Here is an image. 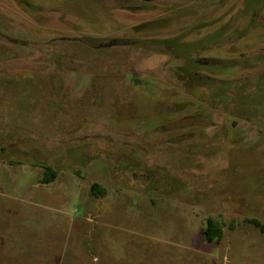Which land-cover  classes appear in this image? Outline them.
Wrapping results in <instances>:
<instances>
[{"label": "rangeland", "instance_id": "374dc122", "mask_svg": "<svg viewBox=\"0 0 264 264\" xmlns=\"http://www.w3.org/2000/svg\"><path fill=\"white\" fill-rule=\"evenodd\" d=\"M233 18L247 36L200 56L241 61L219 77L245 87L241 118L185 94L164 51L123 42L209 23L204 37ZM210 216L217 242L203 235ZM253 221L264 0H0V264H264Z\"/></svg>", "mask_w": 264, "mask_h": 264}, {"label": "trees", "instance_id": "16d2710c", "mask_svg": "<svg viewBox=\"0 0 264 264\" xmlns=\"http://www.w3.org/2000/svg\"><path fill=\"white\" fill-rule=\"evenodd\" d=\"M236 20L235 18L228 20L220 28L207 32L204 37L201 35L202 31L211 28L209 23H203V26H194L190 30L183 31L180 35L171 38L160 39L148 34L164 29L165 24H162L163 22L143 24L133 28V31L136 34L148 35L146 37L150 38L143 37L137 40H124L123 42L125 45L148 46L154 52L164 51L172 61L181 62L179 65H175L172 77L185 94L199 104L203 103L220 111L224 116L240 117L239 113L243 110L240 103L234 100L233 92L243 90L245 87L241 84L238 85L235 80L219 77L231 73L239 66L241 67V61L200 56L201 53L222 50L227 46L231 47L238 40L245 38L251 29V24H248V27L240 28L238 27V20L235 22ZM198 35L199 38H197ZM216 35L218 36L217 39L211 40ZM188 36L196 38L187 40ZM234 123L233 121L232 124ZM55 176V172L45 169V182L52 181ZM90 192L97 197H102L105 194L104 188L98 184H93L90 187ZM253 223L264 234V224L257 221H253ZM223 228L224 225L220 218L208 217L202 229L205 240L207 242L219 241L223 236Z\"/></svg>", "mask_w": 264, "mask_h": 264}]
</instances>
